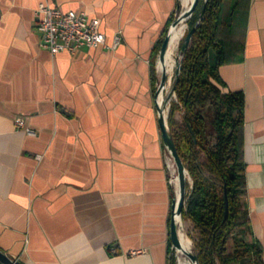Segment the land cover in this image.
<instances>
[{"label": "crops", "instance_id": "0c3cea01", "mask_svg": "<svg viewBox=\"0 0 264 264\" xmlns=\"http://www.w3.org/2000/svg\"><path fill=\"white\" fill-rule=\"evenodd\" d=\"M230 1L245 6L243 49L219 74L244 94L247 239L264 264V0ZM40 2L98 17L105 45L43 48ZM178 4L0 0V249L8 256L21 264H170L176 184L150 71ZM18 116L34 134L16 127Z\"/></svg>", "mask_w": 264, "mask_h": 264}, {"label": "trees", "instance_id": "16d2710c", "mask_svg": "<svg viewBox=\"0 0 264 264\" xmlns=\"http://www.w3.org/2000/svg\"><path fill=\"white\" fill-rule=\"evenodd\" d=\"M203 3L199 0L187 20L189 29L198 23L173 79L175 98L169 101L167 117L176 151L191 177L186 182L182 219L192 223L188 236L198 264H262L261 247L247 239L244 94L228 88L219 74L222 64L241 56L246 10L242 1L207 0L200 18ZM150 72L155 84L154 61ZM170 264H176L174 256Z\"/></svg>", "mask_w": 264, "mask_h": 264}, {"label": "water", "instance_id": "95a60500", "mask_svg": "<svg viewBox=\"0 0 264 264\" xmlns=\"http://www.w3.org/2000/svg\"><path fill=\"white\" fill-rule=\"evenodd\" d=\"M182 1V0H181ZM206 1L204 0L202 9L199 13L200 18L203 16L205 7H206ZM183 3V1H182ZM199 3V0H189V2L186 5H183V7L180 9V4H178V13L174 18L172 19L163 39L161 42V45L158 50V59L156 61V68L160 66V77H159V83L157 85V88L155 89V103L156 108L158 111V123L162 135V142L165 147V150L168 153V156L172 160L174 167H175V173L178 179V188L175 190V195H173L172 202H171V215H170V223H169V237L170 241L172 243L173 248L175 249L176 255H177V249L182 250L188 257L190 258L192 264H198L197 255L193 251H186L184 250L180 236H179V229L180 224L179 221L182 219V209L184 205V197L186 192V182H191V177L188 173V170L184 167V164L178 155L172 136L169 133L168 125H167V117H168V111L169 106L165 105L164 103L160 104L158 101V95L163 92L164 85L166 82V66L164 65V62L166 60L168 47L170 43V35L173 28H175L182 20H187L191 17L193 12L195 11L197 5ZM198 23V22H197ZM197 23L192 26L190 29H188L187 33L184 36V39L180 45V51L181 55L178 58L177 65L175 68V76H177L179 72L180 62L183 56V52L185 51L190 38L193 34V32L196 29ZM174 94V85L172 84L170 91L166 95V99L170 100L171 96ZM164 102V99H163ZM188 176V177H187ZM225 203V215L228 212V200L227 197H225L224 200ZM178 260V259H177ZM0 262L3 264H21L17 259H14L10 256H8L6 253H4L0 249Z\"/></svg>", "mask_w": 264, "mask_h": 264}, {"label": "built area", "instance_id": "2783aa9c", "mask_svg": "<svg viewBox=\"0 0 264 264\" xmlns=\"http://www.w3.org/2000/svg\"><path fill=\"white\" fill-rule=\"evenodd\" d=\"M34 14L41 46L53 54L64 50L73 53L82 47L96 48L105 45V35L100 29V19L89 16L84 10H65L59 6L40 2ZM117 42L116 37L115 44ZM14 122L16 127L23 128L28 134L35 133L25 124L22 117H15ZM170 161L174 168L171 159ZM173 176L169 179L171 183Z\"/></svg>", "mask_w": 264, "mask_h": 264}, {"label": "bare ground", "instance_id": "6f19581e", "mask_svg": "<svg viewBox=\"0 0 264 264\" xmlns=\"http://www.w3.org/2000/svg\"><path fill=\"white\" fill-rule=\"evenodd\" d=\"M182 1H183L184 5H186L189 2V0H182ZM186 26H187L186 21L182 20L171 31L168 52H167L166 60L164 62V65L166 66V82L164 85L165 88H164L163 92H161L158 95V101L160 104H162L163 99H165L164 98L165 89H167L170 86L172 79H174L175 72L173 75V71H174V68H176L177 61H178V58L180 55V53L177 52L178 47H179V41L185 33ZM158 70L160 72V66L158 67ZM170 167H171L172 171L175 172V170H174L175 167L173 168V165L171 166V164H170ZM172 181L175 182L176 187L178 188V179H177L176 173H175V176H173ZM179 224H180L179 236H180L182 246H183L184 250L192 251V241L184 230L183 220H180ZM177 258H178V264H192L188 255H186L180 249H177Z\"/></svg>", "mask_w": 264, "mask_h": 264}, {"label": "rangeland", "instance_id": "374dc122", "mask_svg": "<svg viewBox=\"0 0 264 264\" xmlns=\"http://www.w3.org/2000/svg\"><path fill=\"white\" fill-rule=\"evenodd\" d=\"M176 16V15H175ZM186 24H187V26H186V28H185V33H184V35L181 37V39H180V41H179V47H178V50H177V52L178 53H180V55H181V51H180V45H181V43H182V41H183V39H184V36H185V34L187 33V31H188V29H189V25H188V22H186ZM210 55H211V57L213 56V51L210 49ZM180 55H179V57H180ZM157 59H158V51H157ZM211 60V62H212V58L210 59ZM155 71H156V76H157V82L155 83V89L157 88V85H158V83H159V77H160V72H159V70H158V68H156L155 67ZM174 72H175V68H174V71H173V75H174ZM172 84H173V79H172V82H171V84H170V86L167 88V89H165V91H164V104L167 106H169V101L171 100V99H173V98H175V95H172L171 96V99L170 100H167L166 99V95H167V93L170 91V88H171V86H172ZM176 116L179 118L180 117V114L179 113H177L176 114ZM188 177V176H187ZM189 183H190V181H189ZM176 189H177V187H176ZM175 189V190H176ZM183 223H184V230H185V232H186V234L188 235V234H190L191 232H192V223L189 221V220H183ZM190 238V237H189ZM173 256L175 257V261H176V264H178V258H177V255H176V252H175V249H173ZM177 258V259H176Z\"/></svg>", "mask_w": 264, "mask_h": 264}]
</instances>
